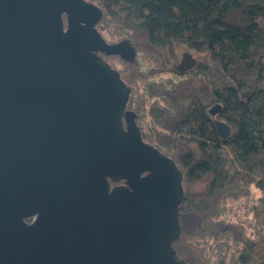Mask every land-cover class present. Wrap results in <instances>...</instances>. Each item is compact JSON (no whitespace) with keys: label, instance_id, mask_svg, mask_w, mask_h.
Segmentation results:
<instances>
[{"label":"water","instance_id":"water-1","mask_svg":"<svg viewBox=\"0 0 264 264\" xmlns=\"http://www.w3.org/2000/svg\"><path fill=\"white\" fill-rule=\"evenodd\" d=\"M101 15L85 0H0V264H185L172 248L182 173L126 110L131 90L99 54L132 62L134 49L104 41ZM194 63L184 53L176 71Z\"/></svg>","mask_w":264,"mask_h":264},{"label":"trees","instance_id":"trees-1","mask_svg":"<svg viewBox=\"0 0 264 264\" xmlns=\"http://www.w3.org/2000/svg\"><path fill=\"white\" fill-rule=\"evenodd\" d=\"M85 1L101 10L96 30L106 43L134 49L132 62L110 55L133 90L126 109L142 140L182 173L178 257L264 264V0ZM184 53L195 63L180 73ZM217 120L230 128L225 139Z\"/></svg>","mask_w":264,"mask_h":264},{"label":"rangeland","instance_id":"rangeland-1","mask_svg":"<svg viewBox=\"0 0 264 264\" xmlns=\"http://www.w3.org/2000/svg\"><path fill=\"white\" fill-rule=\"evenodd\" d=\"M181 58H182V57H181V55H180L179 62H180ZM104 59H105L109 64H111L113 67H116V68H118V69H120V70L123 69L122 64H121L117 59L111 58L110 56H104ZM141 61H142V60H140V62H141ZM179 62H178V63H179ZM140 65H141V63H140ZM168 77H171V78H173V79H176V77H175V75H174L173 73L168 74ZM131 92L133 93V90H132ZM202 188H203V184L200 183V184H197V185L191 187L190 190L193 191V192H197V191L202 190Z\"/></svg>","mask_w":264,"mask_h":264},{"label":"flooded vegetation","instance_id":"flooded-vegetation-1","mask_svg":"<svg viewBox=\"0 0 264 264\" xmlns=\"http://www.w3.org/2000/svg\"><path fill=\"white\" fill-rule=\"evenodd\" d=\"M100 55V57H102L103 59H104V56H106V55H104V54H99ZM105 60V59H104ZM106 61V60H105ZM107 62V61H106ZM127 110V109H126ZM127 111H129V110H127ZM124 121V120H123ZM123 182L122 181H119V182H117L115 185H120V184H122ZM36 219H37V215H33V216H29V217H27V218H25L24 219V222H25V224L27 225V226H31V225H33L34 223H35V221H36Z\"/></svg>","mask_w":264,"mask_h":264},{"label":"built area","instance_id":"built-area-1","mask_svg":"<svg viewBox=\"0 0 264 264\" xmlns=\"http://www.w3.org/2000/svg\"><path fill=\"white\" fill-rule=\"evenodd\" d=\"M140 60H141V58L139 57V58H138V61L140 62ZM140 63H141V62H140ZM141 67L144 68V65L141 64Z\"/></svg>","mask_w":264,"mask_h":264}]
</instances>
